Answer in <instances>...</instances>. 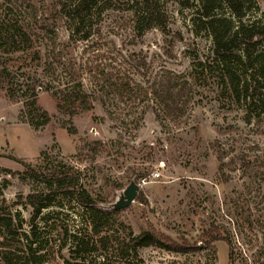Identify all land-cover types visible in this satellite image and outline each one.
I'll return each mask as SVG.
<instances>
[{
    "label": "rangeland",
    "instance_id": "obj_1",
    "mask_svg": "<svg viewBox=\"0 0 264 264\" xmlns=\"http://www.w3.org/2000/svg\"><path fill=\"white\" fill-rule=\"evenodd\" d=\"M158 1L161 30L137 34L126 7L116 3L94 19L87 41H71L60 0H0V32L23 29L41 52V63L53 62L58 70L65 65V72L51 74L54 84L44 81L43 89L37 88L35 107L28 112L23 102L32 95L29 76H41L42 68L37 62L24 67L21 53L0 45V70L10 72L0 78V217H11V229L19 234L27 232L30 209L20 198L41 186L26 166L48 172L62 163L79 171L81 185L93 197L116 209L108 223L120 236L153 228L188 249L145 248L138 253L143 264H264V105L257 96L249 105L233 101L198 0ZM255 2L264 11V0ZM162 71L183 76L192 88V99L176 116L164 115L153 99L143 103L139 96L93 93L104 82L102 73L132 76L146 88ZM72 80H82L92 108L70 116L58 109L56 92L61 82ZM259 92L264 98V79ZM43 113L44 125H29L30 118L42 122ZM130 183L140 186L136 198L118 208ZM58 211H43L49 220L37 223L42 264H76L68 239L56 228L77 227L80 216ZM212 224L230 239L231 262L225 242L211 247L201 242ZM130 262L140 264L134 257Z\"/></svg>",
    "mask_w": 264,
    "mask_h": 264
},
{
    "label": "trees",
    "instance_id": "obj_2",
    "mask_svg": "<svg viewBox=\"0 0 264 264\" xmlns=\"http://www.w3.org/2000/svg\"><path fill=\"white\" fill-rule=\"evenodd\" d=\"M198 1L213 42L214 54L221 64L233 101L237 105H249V101L257 96V101L264 105V98L258 96L264 79V11L259 12L255 0ZM116 3L126 7L125 11L131 17L133 30L137 34H142L150 28L161 30L165 26L158 0H60L59 12L64 19L69 39L87 41L93 32L90 25L94 19L106 11L113 10L118 5ZM253 9H257L258 14L250 17L248 12ZM0 45L12 47V52L21 53L24 67H30L32 63L37 62V66L42 68L41 76L44 80L40 75L29 76L31 84L27 85V91H31L32 95L23 102L29 112L35 107L37 88L42 90L44 81L48 85L54 84L51 74L65 72V65L58 70L53 62L41 63V52L33 49V38L23 29L17 32H0ZM17 45H21V48ZM9 75L7 68L0 70L1 79ZM101 76L104 82L96 84V92L93 93H99L101 96L118 95L129 98L128 100L132 96H139L143 103L153 99L167 116L178 115L183 104L192 99V88L188 81L170 71L155 73L146 88L138 84L132 76H104L103 73ZM57 89V105L60 111L73 116L92 108L91 93L85 90L82 80L61 82ZM41 117L44 119L41 124L30 118L29 125L34 129L44 125L48 116L43 113ZM67 130L70 134L75 133L71 129ZM26 168L32 179L40 183L41 190H35L23 199L20 198L19 203L30 209L27 232L19 234L11 229V217H0V245L4 247L0 254V264H42L45 261V252L36 228L38 220L48 222L50 215H41L50 208H57V214L69 210L80 216L79 226L71 229L62 226L56 228L59 236L68 239V252L77 261L76 264H85L86 259L92 257H97L99 264H131L130 258L133 257L143 264L138 253L145 248L153 247L178 253L188 250L174 243L169 237L156 233L153 228L137 235L128 232L120 236L108 223L110 215L114 214L116 209L93 197L81 185V175L72 166L60 163L48 172H43L41 167ZM141 196L142 193L139 192L138 200L144 201ZM14 237H17L15 244H5L9 238ZM200 239L204 245L210 247L214 242H225L229 250L228 259L232 261L230 239L221 233L218 226L212 224L202 233Z\"/></svg>",
    "mask_w": 264,
    "mask_h": 264
},
{
    "label": "water",
    "instance_id": "obj_3",
    "mask_svg": "<svg viewBox=\"0 0 264 264\" xmlns=\"http://www.w3.org/2000/svg\"><path fill=\"white\" fill-rule=\"evenodd\" d=\"M139 187V184L130 183L120 197L117 207H127L130 205L135 200Z\"/></svg>",
    "mask_w": 264,
    "mask_h": 264
},
{
    "label": "built area",
    "instance_id": "obj_4",
    "mask_svg": "<svg viewBox=\"0 0 264 264\" xmlns=\"http://www.w3.org/2000/svg\"><path fill=\"white\" fill-rule=\"evenodd\" d=\"M152 175H153L155 178H158V177L160 176V173H159V172H154Z\"/></svg>",
    "mask_w": 264,
    "mask_h": 264
}]
</instances>
